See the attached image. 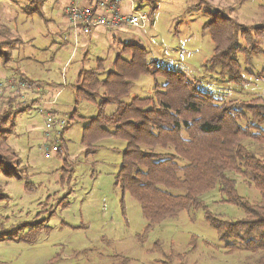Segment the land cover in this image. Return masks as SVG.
Instances as JSON below:
<instances>
[{
    "label": "rangeland",
    "instance_id": "374dc122",
    "mask_svg": "<svg viewBox=\"0 0 264 264\" xmlns=\"http://www.w3.org/2000/svg\"><path fill=\"white\" fill-rule=\"evenodd\" d=\"M134 2L145 11L154 10L145 32L131 29L123 42H139L156 66L180 70L218 97L235 101L261 97L264 101V36L256 34L258 27H264V0ZM30 6L28 0H0V23L18 41L9 64L4 66L0 60V78L5 86L0 113L12 111L8 125L13 122V133L7 143L23 175L1 179V193L6 197L0 199V264H256V258L247 251H228L230 241L219 239L202 209L181 210L145 231L147 221L139 204L116 183L126 142L107 136L89 147L82 143L83 127L97 114L95 103L86 99L75 103L74 71L82 52L65 70L68 85H60L64 84L61 74L71 46L58 48L56 44L61 36L54 33L60 25L57 5L45 0L42 15L30 13ZM215 9L220 12L213 13ZM224 17L253 27L236 37V44L245 49L236 54L243 76L238 84L229 82L218 67L207 70L205 65L214 45L203 27L211 19L212 27L215 19L224 24ZM148 38L162 48L163 55L155 52ZM92 52L90 49L84 61L86 68L93 66ZM108 52L110 60L114 50ZM21 79L51 97L56 88H63L54 114L66 124L63 129H52L60 150L49 157L43 151L45 119L35 94L23 90L19 98L9 87ZM152 91L153 79L145 75L134 82L125 100L135 95L150 96ZM8 99L16 103L10 105ZM114 110V105L106 108L107 113ZM236 181L241 195L259 200L254 187L237 176ZM219 199L215 191L203 196L213 214L232 220L242 216L240 208Z\"/></svg>",
    "mask_w": 264,
    "mask_h": 264
},
{
    "label": "trees",
    "instance_id": "16d2710c",
    "mask_svg": "<svg viewBox=\"0 0 264 264\" xmlns=\"http://www.w3.org/2000/svg\"><path fill=\"white\" fill-rule=\"evenodd\" d=\"M42 1L28 0L33 10ZM224 18V24L215 19L212 27L211 19L203 27L214 45L205 65L207 70L218 67L229 82L238 84L243 76L236 54L245 49L236 44V37L253 27ZM226 31L230 33L225 35ZM256 34L264 36V27H258ZM16 44L0 23L4 66L12 60ZM147 56L145 47L124 43L109 70L100 59L95 68L80 71L75 101L86 99L97 107V114L83 127L82 143L89 147L107 136L126 142L116 183L139 204L146 232L181 210L202 209L219 239L230 241L229 252L247 251L256 264H264V101L223 99L203 89L197 79L156 66ZM145 75L153 79L152 94L126 101L134 82ZM109 105L115 106L112 113L106 112ZM11 113H0V199L6 197L1 179L23 176L7 143L14 126L8 125ZM236 176L256 189L259 200L238 192ZM210 191L220 195V202L240 208L242 216L232 220L213 214L203 200Z\"/></svg>",
    "mask_w": 264,
    "mask_h": 264
},
{
    "label": "crops",
    "instance_id": "0c3cea01",
    "mask_svg": "<svg viewBox=\"0 0 264 264\" xmlns=\"http://www.w3.org/2000/svg\"><path fill=\"white\" fill-rule=\"evenodd\" d=\"M44 2H45V0H43L41 2L42 4H41L40 8L36 7L34 10L30 6L29 7L30 13H37L39 15H42L43 14L42 8H43ZM52 3L57 5L56 16L60 19L59 27L54 28V33L55 34L59 33L61 35L58 42H56V44L59 45L58 48H60V46L62 48V46L66 45V44H69L71 46L70 57H69L68 61H66V63L64 64L63 72L61 74L63 76V79H64L63 80L64 84H60L62 86L68 85V83L65 82L66 81L65 70L71 64L74 57L77 55V53L79 51L82 52V58L79 61L78 65L74 71V75L76 78L75 84L73 85L74 88L76 87L77 79H78V75H79L80 71L83 69L95 68L97 66L98 60H100V59L104 60V67L106 70H109L112 67V63H113L114 59L116 58L117 54L120 52L122 45L124 43L138 44L140 46L145 47L144 45L140 44L137 41L130 40L131 42H129V41L123 42L122 39H123V36H126L127 33H129L131 31V29H136L137 31H140L141 33L145 32L147 24L150 22V16L154 10L153 7H152L151 11L148 12V11L143 10L138 4L136 5L134 0L124 1L123 3H125V4L123 6L122 5L120 6L121 11L123 13H132L134 10L138 9V10H141V11L148 14V21L145 23L144 27L134 28V27H129V26H121L117 29H110V28H107L104 26H96V27L91 28L89 33L84 34L80 30V28L72 26V24L69 22L66 11H67L68 7L74 3L86 6V5L91 4L92 0H52ZM2 24H4V23H2ZM115 40H117V42ZM148 42L150 43V45L153 46L152 48L155 49L156 53L162 54V55L164 54L162 48L158 44L154 43V41L151 38H148ZM106 48H108V51L114 50L113 54L111 55L110 60H108V58H107V55H110V53L106 50ZM90 49H92V51H93L92 55H91L93 58V66L86 68L84 65L85 64L84 61H85ZM166 57L169 59L176 60L175 57H171L168 55H166ZM179 61L183 62L186 65L189 64V63H187L181 59ZM185 75H187V74H185ZM189 79H192V78H189ZM15 87H10L12 90H14L12 92V94H14V95L17 94V95H19V98H20L22 96L23 89H19L20 93H18L17 89H16L17 87L16 88ZM24 90L35 94V96H36L35 97L36 98L35 103H36V105H38L40 107V112L42 113V115L44 114V111H46V110L51 111V112L56 114L57 110H54V106L56 105V99L61 94L63 88H58V90L56 88L55 89L56 91H54V94L52 97L48 93L45 94V92H41L38 86L34 87V88L32 86H30L29 88L24 89ZM50 97H51V99H50ZM15 103L13 102V104H15ZM75 103H77V102L75 101ZM70 116H73V114H70L69 117Z\"/></svg>",
    "mask_w": 264,
    "mask_h": 264
},
{
    "label": "built area",
    "instance_id": "2783aa9c",
    "mask_svg": "<svg viewBox=\"0 0 264 264\" xmlns=\"http://www.w3.org/2000/svg\"><path fill=\"white\" fill-rule=\"evenodd\" d=\"M124 1L129 0H92V3L86 6L79 4H72L67 9V16L69 22L74 27L80 28V30L87 34L91 28L96 26H104L110 29H117L121 26H129L134 28H142L148 21V14L141 10H134L132 13H123L121 11V4ZM31 86L30 82L21 80L15 87L17 92L19 89H27ZM5 89L4 82L0 78V96ZM44 134L46 138V144H44V154L49 157L51 154L58 153L60 147L57 140H53L51 131L58 126L63 129L66 121L64 119L57 118L51 111H44ZM61 133V132H60Z\"/></svg>",
    "mask_w": 264,
    "mask_h": 264
}]
</instances>
